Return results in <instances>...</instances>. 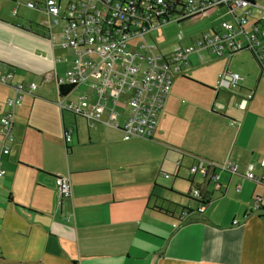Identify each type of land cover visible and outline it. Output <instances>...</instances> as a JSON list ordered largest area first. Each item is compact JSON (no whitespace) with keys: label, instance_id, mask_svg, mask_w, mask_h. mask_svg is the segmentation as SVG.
Returning a JSON list of instances; mask_svg holds the SVG:
<instances>
[{"label":"crops","instance_id":"crops-1","mask_svg":"<svg viewBox=\"0 0 264 264\" xmlns=\"http://www.w3.org/2000/svg\"><path fill=\"white\" fill-rule=\"evenodd\" d=\"M20 3L0 0V117L13 113L12 139L0 127V141L10 147L0 155V264H264V70L257 61L238 51L191 53L183 74L173 76L150 138L123 139L120 130L91 127L82 117L87 137H72L66 152L73 157L56 164L41 160L37 143L25 137L29 123L38 127L21 102L25 89L19 105L6 99L25 82L41 96L54 83L59 97L57 79L72 51L57 34L51 43L60 24L50 30L44 22H14L8 10ZM192 61L203 66L188 75ZM225 70L238 73L239 84L217 90ZM152 143L162 149L151 151ZM197 159L231 162L239 173L218 172L216 182H204L188 171ZM55 175L69 180V198L60 201ZM193 187L207 199L201 213L188 194Z\"/></svg>","mask_w":264,"mask_h":264},{"label":"built area","instance_id":"built-area-1","mask_svg":"<svg viewBox=\"0 0 264 264\" xmlns=\"http://www.w3.org/2000/svg\"><path fill=\"white\" fill-rule=\"evenodd\" d=\"M43 0L47 15L45 25L50 30L60 26L58 33L49 35L54 44L55 34L59 45L72 50L71 63L58 84H71L66 97L76 91L77 102L67 105L59 102L61 109H68L83 117L89 126L99 123L110 125L122 132L123 139L132 136L150 138L157 116L171 88L173 76L183 74L189 55L205 50L217 57L246 49L259 67L264 70V0ZM25 5L35 7L38 2L25 0ZM167 8L174 10L168 13ZM224 9L218 30L211 28L190 43L164 49L155 42L144 40L145 34L162 23L175 20L182 23L205 16L215 9ZM13 14L16 9L12 10ZM203 55L199 54L202 61ZM9 76V75H8ZM240 75L227 70L218 74L215 88L231 89L239 84ZM6 81V76L1 77ZM32 82L29 88L34 87ZM17 95L6 99L9 107L20 104L24 85L16 84ZM250 93L247 97H250ZM13 113L0 117V127L9 128ZM66 143L72 140L73 127L63 130ZM10 147L0 141V155L8 154ZM264 169V155L259 159ZM189 173L198 174L204 182H216L218 172L239 173L231 162L211 163L197 159L188 167ZM4 169L0 165V176ZM167 177V173H162ZM243 176L256 179L251 171ZM262 180V179H261ZM54 186L60 201L69 198L71 187L66 177L55 175ZM199 201L196 212L203 211L200 201L205 195L196 187L188 193ZM258 207V206H257ZM187 212L185 211L184 214ZM67 220H70L67 217Z\"/></svg>","mask_w":264,"mask_h":264},{"label":"rangeland","instance_id":"rangeland-1","mask_svg":"<svg viewBox=\"0 0 264 264\" xmlns=\"http://www.w3.org/2000/svg\"><path fill=\"white\" fill-rule=\"evenodd\" d=\"M16 1L21 2L18 8H16L17 17H14L12 15L10 7L8 10L10 14L9 17H11L14 22H19L26 25L27 22L30 21L32 27H34L36 23H42L47 20V15L45 11L41 8V6L37 7H40L41 10H37L36 8L27 7L23 4L22 0ZM33 1L38 3L43 2V0ZM64 2L65 0H63L62 3L64 4ZM9 5L15 7L16 4L14 3ZM223 13L224 9L221 8L215 9L205 16L189 19L182 23H177V21L175 20L164 22L160 26L152 29L149 34H145L144 40L148 43L155 42L158 47L164 49V47L167 45L168 47H172L178 44V33L181 32L183 35V39L180 42L182 45H187L190 43V39L188 38L190 36L195 38L201 32L209 31L211 28L218 30V24ZM71 51L72 50L69 49V51L67 52L71 53ZM205 53L207 52L204 51V62L210 57L208 54ZM236 54L248 55L251 59H253L250 52L245 49L241 51L239 50ZM192 64L193 66H191L187 70L188 75H193V68L197 69L203 66L201 64L194 63V61H192ZM36 82L37 84H39L37 80ZM24 85L27 86V82H25ZM189 87L190 89H193L192 84L189 85ZM197 89H200L202 91L199 86L197 87ZM35 90V88L29 90L27 87H25V92L22 93L21 102L24 105L23 107L26 109L27 112L30 110L28 119L30 122L38 125V127H35L29 123V128H27L25 137H32L31 140H34L37 143L38 148L40 150L36 153V155H38L41 160L46 161L47 159L48 161L55 162L56 164L57 162H59L60 164H64L66 162V159H68V157H73V155H67L66 149L64 147L62 122L66 125L70 124L71 126H76L77 135L73 134L72 137H87L85 120L80 115L74 114L73 111H70L68 109H61V106L59 105V102H62V104L64 105H67L69 101L77 102V93L76 91H73L66 97H58L56 93V85L54 83H50L45 86L44 96L35 93ZM27 97H30V100L28 102ZM32 97L33 100L31 101ZM182 98H184L183 100H186L185 97ZM168 134L170 136L174 135L173 132H168ZM68 144L73 149V147L75 146L74 138L72 142L69 141ZM148 146L152 147L150 150L153 152H157L158 148L162 149V146L153 143L149 144ZM166 167V165L163 166V168ZM161 172L168 173L169 171H167V169H161Z\"/></svg>","mask_w":264,"mask_h":264},{"label":"trees","instance_id":"trees-1","mask_svg":"<svg viewBox=\"0 0 264 264\" xmlns=\"http://www.w3.org/2000/svg\"><path fill=\"white\" fill-rule=\"evenodd\" d=\"M167 12H168V13H174L175 11H174V10H171V9H169V8H167ZM249 52H250V51H249ZM250 54H251L253 60L256 62V59H255L254 55H253L251 52H250ZM70 89H71V84H58V83H57V90H58V95H59V97H63V96H65V95H67V93L70 91ZM65 126H66V125H63V126H62V132H63ZM65 149H66L67 151L70 150V146H68L66 142H65ZM156 187H158V185H157L156 183H154V184H153V191H154V188H156ZM186 195L188 196V194H186ZM200 203H202V204H206V203H207V199H205L204 201H203V200L200 201Z\"/></svg>","mask_w":264,"mask_h":264}]
</instances>
